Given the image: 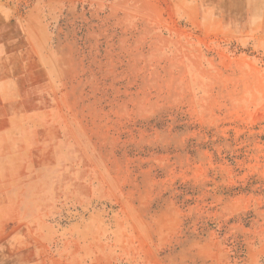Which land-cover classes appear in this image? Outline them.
<instances>
[{"label":"rangeland","instance_id":"374dc122","mask_svg":"<svg viewBox=\"0 0 264 264\" xmlns=\"http://www.w3.org/2000/svg\"><path fill=\"white\" fill-rule=\"evenodd\" d=\"M0 29L42 64L0 138L5 256L264 264V0H0Z\"/></svg>","mask_w":264,"mask_h":264},{"label":"crops","instance_id":"0c3cea01","mask_svg":"<svg viewBox=\"0 0 264 264\" xmlns=\"http://www.w3.org/2000/svg\"><path fill=\"white\" fill-rule=\"evenodd\" d=\"M12 33L13 30L0 29V138L11 127V118L15 113L11 106L17 99L18 85L23 83L19 78L31 76L36 66L42 67L35 51L19 48L17 37ZM12 222V218L2 216L0 205V264H16L11 256H5L12 253L3 250V246L17 244V227Z\"/></svg>","mask_w":264,"mask_h":264}]
</instances>
